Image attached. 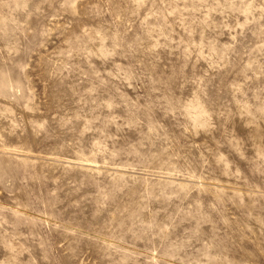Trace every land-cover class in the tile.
<instances>
[{
  "label": "rangeland",
  "instance_id": "374dc122",
  "mask_svg": "<svg viewBox=\"0 0 264 264\" xmlns=\"http://www.w3.org/2000/svg\"><path fill=\"white\" fill-rule=\"evenodd\" d=\"M0 264H264V0H0Z\"/></svg>",
  "mask_w": 264,
  "mask_h": 264
}]
</instances>
